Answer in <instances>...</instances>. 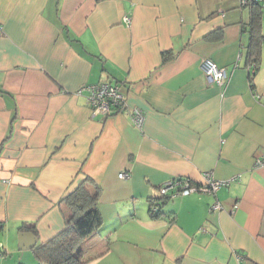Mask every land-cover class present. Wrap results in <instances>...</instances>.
<instances>
[{
	"label": "crops",
	"instance_id": "0c3cea01",
	"mask_svg": "<svg viewBox=\"0 0 264 264\" xmlns=\"http://www.w3.org/2000/svg\"><path fill=\"white\" fill-rule=\"evenodd\" d=\"M254 10L238 0H0V264H42L35 247L65 227L64 198L86 177L100 186L103 221L80 245L83 264H264ZM205 57L226 67L223 85L202 71ZM105 80L125 97L110 115L76 95ZM206 174L230 182L157 198L173 178L204 184ZM22 230L38 236L33 248L19 249Z\"/></svg>",
	"mask_w": 264,
	"mask_h": 264
},
{
	"label": "trees",
	"instance_id": "16d2710c",
	"mask_svg": "<svg viewBox=\"0 0 264 264\" xmlns=\"http://www.w3.org/2000/svg\"><path fill=\"white\" fill-rule=\"evenodd\" d=\"M238 1L240 6L247 5L241 0ZM251 6L255 8V19L252 29L253 35L250 43L249 58L251 62H254L253 65L257 68L260 59V45L261 41L264 39V36L261 35H259L257 39L261 27V14L263 10L258 4H252ZM255 70L253 72H255ZM99 194L100 186L89 177H86L72 192L65 196L64 201L69 206L70 214L63 229L45 243L35 247V252L40 263L83 264L80 245L103 221L98 207ZM164 197L169 198L170 196L162 195L157 198L162 199ZM157 203L162 205L163 202L158 200ZM160 210L161 207L159 205L157 211H152L153 213H159ZM24 227L33 229L34 225L24 224ZM33 231L36 233L35 229H33ZM18 264L24 263L20 262Z\"/></svg>",
	"mask_w": 264,
	"mask_h": 264
},
{
	"label": "built area",
	"instance_id": "2783aa9c",
	"mask_svg": "<svg viewBox=\"0 0 264 264\" xmlns=\"http://www.w3.org/2000/svg\"><path fill=\"white\" fill-rule=\"evenodd\" d=\"M244 4L252 5L258 4L264 12V0H241ZM129 21V17H125ZM201 68L210 82H214L218 85H223L227 79L226 67L219 66L215 61L209 57H205L201 61ZM252 71L255 70V65L252 66ZM77 96H84L86 102L92 107L94 112L102 113L103 115H110L118 108L125 105V97L121 90V85L118 82L113 81H100L95 83H88L82 85L77 91ZM131 117L137 125H141L144 120L143 111L135 107L131 111ZM257 164L264 163V153L259 155L256 159ZM127 172L120 173L121 177H126ZM206 182L204 184H198L192 181L189 177H176L173 178L159 187L158 196L169 195L174 197L178 194H190L191 192L201 189L211 193L216 191L223 185H226L230 180L222 181L214 179L211 175L206 174ZM220 208V204L216 201L212 205V209ZM151 209L157 211L159 204L154 201ZM5 248L0 241V258L5 255Z\"/></svg>",
	"mask_w": 264,
	"mask_h": 264
},
{
	"label": "water",
	"instance_id": "95a60500",
	"mask_svg": "<svg viewBox=\"0 0 264 264\" xmlns=\"http://www.w3.org/2000/svg\"><path fill=\"white\" fill-rule=\"evenodd\" d=\"M19 249L33 248L37 241L38 236L32 230H22L18 232Z\"/></svg>",
	"mask_w": 264,
	"mask_h": 264
},
{
	"label": "rangeland",
	"instance_id": "374dc122",
	"mask_svg": "<svg viewBox=\"0 0 264 264\" xmlns=\"http://www.w3.org/2000/svg\"><path fill=\"white\" fill-rule=\"evenodd\" d=\"M0 236L2 237L3 235L0 234Z\"/></svg>",
	"mask_w": 264,
	"mask_h": 264
}]
</instances>
